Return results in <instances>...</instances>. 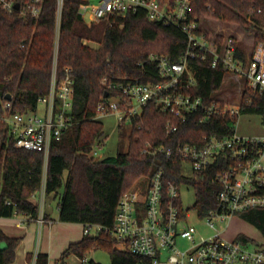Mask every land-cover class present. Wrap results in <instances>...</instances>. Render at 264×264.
Returning <instances> with one entry per match:
<instances>
[{
    "label": "trees",
    "instance_id": "obj_1",
    "mask_svg": "<svg viewBox=\"0 0 264 264\" xmlns=\"http://www.w3.org/2000/svg\"><path fill=\"white\" fill-rule=\"evenodd\" d=\"M84 0H64L58 28L56 0H44L39 17H22L19 12H0V105L10 96L12 111L35 109L37 100L48 94L56 35L57 79L63 69H72V124L61 138L50 145L47 161L41 153L17 149L5 127L0 124V217L22 215L39 218V207L32 197L44 189V196L58 199L59 221L111 227L122 194L139 179L151 176L162 167L166 179L188 184L195 190L194 207L205 216L215 205V187L182 176L179 162H167L162 154L141 153L146 142L152 146L173 148L179 144L200 145L204 135L223 136L231 133V119L213 116L201 121L200 113L189 115L177 123L176 131L167 134L170 119L149 103L139 117H132L128 126L127 150H117L113 157L95 161L89 156L95 143L103 137V126L96 120L97 106L103 102L107 83L150 84L159 80L150 55L164 56L175 62L187 46L186 37L178 30L149 22L143 13L102 20L88 27L78 15ZM206 5L209 7L207 8ZM260 11V12H258ZM191 16L210 17L217 21L238 24L252 30L255 43L264 46V0H193ZM218 37V42H221ZM85 41L97 44L91 48ZM243 59V53L238 50ZM212 56L190 61L188 70L196 80L189 93L210 102L222 85L221 66L212 67ZM113 95L114 93L109 92ZM250 93L246 92L244 97ZM253 105L242 108L243 114L264 116V98H253ZM123 130L122 125L118 131ZM120 134V132H119ZM264 236V211L253 210L242 215ZM19 239L7 237L0 230V264H12ZM103 249L110 264H138L139 259L118 251L110 237L101 232L84 236L70 244L60 255L63 263L69 255L80 260L85 254ZM28 258H30L28 256ZM46 254L39 253L35 264H48ZM87 264H98L88 261Z\"/></svg>",
    "mask_w": 264,
    "mask_h": 264
},
{
    "label": "built area",
    "instance_id": "obj_2",
    "mask_svg": "<svg viewBox=\"0 0 264 264\" xmlns=\"http://www.w3.org/2000/svg\"><path fill=\"white\" fill-rule=\"evenodd\" d=\"M43 1L0 0V12H19L24 18L36 20ZM192 1L97 0L95 6L80 5L78 15L91 27L102 20L109 22L116 17L143 13L147 21L176 29L186 37V50L177 61L155 54L149 56V61L157 68L158 82L107 83L103 79L102 85L108 95L98 104L96 119L114 115L118 127L127 124L132 117H139L149 103L170 117L165 124L167 134L176 131L177 123L195 113L201 114V121L213 116L230 118V134L204 135L200 145L184 143L173 148L146 142L141 151L144 155L162 154L167 162H179L182 176L214 186L215 205L205 216H200L195 202L192 207H185L181 201V187L185 185L195 194L194 188L167 180L165 169L159 167L122 194L111 227L86 225L83 235L107 234L116 250L137 257L138 264H264L263 234L261 242L241 235L227 240L220 232L203 237L198 236L189 222L194 215L214 229L216 221L224 223L248 211H264V133L249 137L239 135L235 129L238 117L243 114L242 108L251 107L254 97L264 98V46L255 43L252 35L251 48L243 53V59L240 58L234 35L211 36L199 28L201 18L190 15ZM16 4L18 9H15ZM63 4L64 0H56L57 28ZM261 29L264 33V25ZM218 37L222 38L221 42ZM57 47L58 34L49 91L37 100L35 109L14 112L9 101L0 105V124L12 138L14 147L41 153L45 161L51 143L58 141L63 130L72 124V69L65 67L62 78L57 79ZM208 55L212 56V67L219 65L224 72L222 84L233 83L239 87V100L231 108L215 99L214 94L205 104L200 96L188 92L196 84L188 70L189 62L205 60ZM246 92L250 94L244 97ZM39 106L43 107L41 114L36 113ZM258 116L263 120L264 132V116ZM102 145L101 141L95 143L89 155L97 157ZM186 167L190 169L188 176L183 173ZM37 220L43 222L41 218ZM81 261L88 263L86 258Z\"/></svg>",
    "mask_w": 264,
    "mask_h": 264
},
{
    "label": "rangeland",
    "instance_id": "obj_3",
    "mask_svg": "<svg viewBox=\"0 0 264 264\" xmlns=\"http://www.w3.org/2000/svg\"><path fill=\"white\" fill-rule=\"evenodd\" d=\"M85 3H87L89 6H95L97 3V0H84ZM216 23V20L210 17L201 18V21L199 22V28L202 30L208 32L211 34V36L219 35V34H225V35H234V37L237 39V42L240 44V46L246 47V50L251 48V38L253 35V31L249 30L247 31L245 28L241 27L238 24L234 23H226V22H219L224 27V32L215 31V25L213 22ZM215 20V21H214ZM106 22V21H105ZM99 25V23H97ZM93 26H98V25ZM208 24L210 26H208ZM218 32V33H217ZM85 44L90 46L91 48H97V44L85 41ZM239 87L237 85H234L233 83L226 85L223 83L221 85V88L213 95V97L217 100H220L224 102L228 106V108H231L232 105L236 104L239 100L237 89ZM43 112V107L39 106L36 109V113L41 114ZM99 122H101L103 126V137L101 138V146L100 150H97V157H94L93 159L95 161L101 160L102 157H113L116 155L117 150H121L122 152H126L127 150V138L126 134H128V126L123 124L122 128L125 131H118L116 119L114 115L109 116H102L97 118ZM236 132L239 135L242 136H249V137H256L262 135L263 132V120L260 116L255 114H241L238 117L237 123L235 125ZM120 132V134H119ZM124 132L126 134L124 135ZM91 156V155H89ZM184 175L188 176L190 175V169L184 168L183 170ZM144 178L136 180L132 186L136 184H140L143 182ZM131 186V187H132ZM181 201L182 204L185 207H192V205L195 202V194L194 191L191 188H188L187 186L181 187ZM40 195V192L36 193V197L34 199L35 203L40 207V200L38 199ZM190 224H192L197 231L198 236L208 237L213 235L216 232H220L223 236V238L227 240H233L236 238V236L241 235L242 237L246 236L249 238H253L256 241L261 242L263 239L262 233L254 226L251 225L249 222L246 221V219L242 216H235L229 220H226L224 223H218L216 221L214 229L208 228L203 223H201L200 220L196 218V216L192 215L189 219ZM91 234L93 235L94 232L91 231ZM85 258L88 261H93L98 264H110V259L107 251L103 249L98 250H92L88 253H86ZM50 264H61V260L58 259L56 262L54 260H50ZM64 264H82V261L80 258L76 257L75 255H69L67 256L64 261Z\"/></svg>",
    "mask_w": 264,
    "mask_h": 264
},
{
    "label": "crops",
    "instance_id": "obj_4",
    "mask_svg": "<svg viewBox=\"0 0 264 264\" xmlns=\"http://www.w3.org/2000/svg\"><path fill=\"white\" fill-rule=\"evenodd\" d=\"M219 22L222 24V21L213 22L215 31L224 32V27ZM238 47L242 53L249 50H246V47L242 48L239 43ZM38 192H40L39 219L43 220L42 223L22 215L0 217V230L9 238L19 239L15 250V261L12 264H35V258L39 253L48 256V264L51 263L50 260L56 262L70 244L77 243L84 237L82 224L59 221L57 198H46L43 186ZM35 197L36 194L32 197L34 203Z\"/></svg>",
    "mask_w": 264,
    "mask_h": 264
},
{
    "label": "water",
    "instance_id": "obj_5",
    "mask_svg": "<svg viewBox=\"0 0 264 264\" xmlns=\"http://www.w3.org/2000/svg\"><path fill=\"white\" fill-rule=\"evenodd\" d=\"M15 9H18V4L15 5ZM107 95H108L107 92H105L104 93V98H106ZM10 100H11L10 96H7V101H10Z\"/></svg>",
    "mask_w": 264,
    "mask_h": 264
}]
</instances>
